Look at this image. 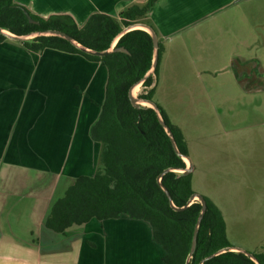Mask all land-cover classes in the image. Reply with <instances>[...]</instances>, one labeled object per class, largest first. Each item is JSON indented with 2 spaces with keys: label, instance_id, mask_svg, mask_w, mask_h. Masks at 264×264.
<instances>
[{
  "label": "crops",
  "instance_id": "obj_1",
  "mask_svg": "<svg viewBox=\"0 0 264 264\" xmlns=\"http://www.w3.org/2000/svg\"><path fill=\"white\" fill-rule=\"evenodd\" d=\"M144 1L15 0L43 18L68 15L78 26L92 13L116 17ZM169 10V1L159 0L148 12L145 21L156 36L178 28L177 20L164 24L158 18ZM170 48L162 46L153 101L163 99L158 80L169 79ZM106 77L104 66L77 54L34 53L16 41L0 42V264H166L163 248L143 220L126 215L92 219L65 235L45 227L51 206L67 187L95 173L100 146L90 139L89 129L99 114ZM186 93L191 104L209 102L204 94ZM163 111L172 118V111ZM172 125L187 146L193 190V178L206 175L210 164L197 155L193 161L192 140L181 125ZM226 235L229 241L227 227Z\"/></svg>",
  "mask_w": 264,
  "mask_h": 264
},
{
  "label": "trees",
  "instance_id": "obj_2",
  "mask_svg": "<svg viewBox=\"0 0 264 264\" xmlns=\"http://www.w3.org/2000/svg\"><path fill=\"white\" fill-rule=\"evenodd\" d=\"M158 1L145 0L126 8L116 17L92 13L78 26L68 15L43 18L15 0H0V28L15 36L57 30L85 47L106 50L127 26L135 23L147 25L145 19L148 12ZM23 10L28 12L34 23H29ZM6 40L8 38L0 34V42ZM18 43L34 53L53 49L77 54L88 61L100 63L107 72L99 114L89 129L90 139L100 146L95 173L91 177L80 176L67 187L51 206L45 227L65 235L69 228L87 224L92 219L103 221L126 215L150 225L153 241L165 252L162 258L164 263L184 264L201 206L194 201L185 210L175 211L159 187L158 178L161 176L160 183L168 191L172 205L181 208L194 193L191 173L182 175L179 172L186 164L173 151L154 111L149 107L133 108L127 95L150 68L152 42L149 34L141 29L123 34L116 47L124 48L128 54L114 52L104 57L85 54L57 37H35ZM160 54L158 41V61ZM156 76L157 67L154 75L142 85L149 90L138 98L154 102L152 85ZM157 107L180 153L189 157L181 131ZM165 170L167 172L161 175ZM203 198L206 211L198 228L196 249L189 264H254L244 254L227 250L233 246L227 239L222 214L215 204ZM222 249L226 250L202 262ZM253 255L259 264H264V254Z\"/></svg>",
  "mask_w": 264,
  "mask_h": 264
},
{
  "label": "rangeland",
  "instance_id": "obj_3",
  "mask_svg": "<svg viewBox=\"0 0 264 264\" xmlns=\"http://www.w3.org/2000/svg\"><path fill=\"white\" fill-rule=\"evenodd\" d=\"M168 1L158 18L178 28L157 37L161 52L172 49V70L153 103L172 111L193 161L210 164L193 190L218 207L233 247L264 254V0ZM138 87L137 97L149 90ZM185 90L209 102L191 104Z\"/></svg>",
  "mask_w": 264,
  "mask_h": 264
},
{
  "label": "water",
  "instance_id": "obj_4",
  "mask_svg": "<svg viewBox=\"0 0 264 264\" xmlns=\"http://www.w3.org/2000/svg\"><path fill=\"white\" fill-rule=\"evenodd\" d=\"M23 14L26 16V18L29 21V23H34L33 19L30 17V15L28 14V12L26 10H23ZM135 29L144 30L151 37V42H152V60H151V65H150V68H149L148 72L142 77V79L140 81H138L136 84H134L129 89L128 94H127L128 95V100H129L131 106L133 108H135V109H139L141 107H149V108H151L154 111V113H155V115L157 117L159 125L162 127V129L167 134V137H168V139L170 141V144H171V147H172L173 151L175 152V154L179 158H182L184 161L185 160L187 161V166L184 169L179 170V172L182 175H188L193 170L192 162H191V160H190V158L188 156H183L180 153V151L178 149V146H177V144L175 142L174 136H173L171 130L169 129V127L164 122V120H163V118H162V116L160 114L159 108L153 102L147 101V100H144V99H140L137 96L133 95L134 88H136L139 85L142 86L143 83L150 76H153L154 73H155L156 67H157V62H158V40H157L156 33L153 31V29L151 27H149L147 25H144V24H138V23L131 24V25L127 26L126 28H124L119 33V35L113 40V42L110 45V47L108 49H106V50H95V49H90L88 47H85V46L81 45L80 43H78L74 38H72L68 34L60 32V31H57V30L38 31V32H33V33H30V34L23 35V36H15V35L7 32V31H5L4 29L0 28V34L4 35L9 40L16 41V42H25V41L30 40V39L35 38V37H57V38L65 40L71 46H73L75 49H77V50H79V51H81V52H83L85 54H88V55L94 56V57H104V56L109 55V54L114 53V52H122V53L128 54V52L124 48H117L116 47V43H117V41H118L120 36H122L123 34L129 32L131 30H135ZM144 104H146L148 106H145ZM166 172H167V170H165L161 175H163ZM160 177L158 178V185L163 190V192L166 195L169 203L171 204L172 208L175 211L185 210L195 200H198V202L200 203L201 208H200L199 216L197 218L196 225H195V228H194L190 249H189V252H188V254L186 256V259H185V262H184V264H189L193 254L195 252V249H196V235H197V232H198V228L200 226L201 219H202V217H203V215H204V213L206 211V203H205L204 198L201 195H199L197 193H193L190 196V198L187 201V203L185 204V206H183L181 208H175L172 205V200H171V197H170L168 191L160 183ZM225 250L226 249H222V250H219V251L215 252L211 256L203 259L202 262H204V261H206V260H208V259H210V258H212L214 256H217V255L223 253ZM227 250L228 251H232V252L242 253L248 259H250L254 264H259L257 258L254 255H252V254H250V253H248V252H246V251H244L242 249H238V248H235V247H230Z\"/></svg>",
  "mask_w": 264,
  "mask_h": 264
},
{
  "label": "bare ground",
  "instance_id": "obj_5",
  "mask_svg": "<svg viewBox=\"0 0 264 264\" xmlns=\"http://www.w3.org/2000/svg\"><path fill=\"white\" fill-rule=\"evenodd\" d=\"M138 88H139L138 86H137L136 88H134V90H133V95H134V96L136 95L135 92L138 91ZM144 105H145V106H148V105H146V104H144Z\"/></svg>",
  "mask_w": 264,
  "mask_h": 264
}]
</instances>
